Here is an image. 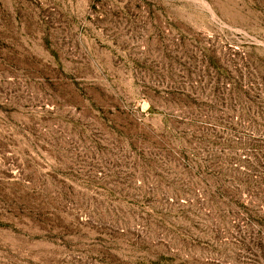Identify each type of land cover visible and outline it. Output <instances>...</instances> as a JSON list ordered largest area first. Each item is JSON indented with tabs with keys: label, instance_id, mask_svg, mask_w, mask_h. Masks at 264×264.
<instances>
[{
	"label": "rangeland",
	"instance_id": "obj_1",
	"mask_svg": "<svg viewBox=\"0 0 264 264\" xmlns=\"http://www.w3.org/2000/svg\"><path fill=\"white\" fill-rule=\"evenodd\" d=\"M258 152L264 0H0V264H264Z\"/></svg>",
	"mask_w": 264,
	"mask_h": 264
},
{
	"label": "trees",
	"instance_id": "obj_2",
	"mask_svg": "<svg viewBox=\"0 0 264 264\" xmlns=\"http://www.w3.org/2000/svg\"><path fill=\"white\" fill-rule=\"evenodd\" d=\"M256 147H251L253 152H255ZM238 158H236L238 162H232L233 164H231V167L238 173L237 177H234L231 182H234L235 186L239 187L241 191L250 192L257 204L264 205V153L258 152L249 164L244 159ZM245 163L246 167L243 166ZM216 188L220 194H223V183H219Z\"/></svg>",
	"mask_w": 264,
	"mask_h": 264
}]
</instances>
